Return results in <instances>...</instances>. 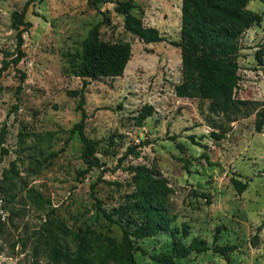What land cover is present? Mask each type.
Returning a JSON list of instances; mask_svg holds the SVG:
<instances>
[{
    "label": "rangeland",
    "instance_id": "1",
    "mask_svg": "<svg viewBox=\"0 0 264 264\" xmlns=\"http://www.w3.org/2000/svg\"><path fill=\"white\" fill-rule=\"evenodd\" d=\"M28 0H0V68L4 53L13 55L16 32L11 15ZM130 1L144 26L156 28L160 43L144 44L129 34L117 2ZM247 9L262 16L260 25L242 34L238 54L239 85L235 97L264 104V0ZM181 0H32L25 14L31 28L23 34L24 58L0 73V264H48L40 233L57 219L78 232L87 227L120 240V228L106 212L125 201L133 189L129 166L144 167L167 181V205L175 225L188 224V240L236 246L230 263L213 251L192 254L177 264H264V127L255 131V114L224 127V138L212 133L222 121L208 111L209 102L179 98ZM100 24L105 42H128L132 56L116 78L86 79L74 75L88 32ZM261 52V62L256 53ZM10 60V57L7 61ZM84 88V134L97 142L101 167L86 169L82 144L71 130L81 119ZM145 106L151 116L138 124ZM194 137L193 143L190 137ZM198 144V145H197ZM136 148L139 157L129 154ZM208 156V160L202 157ZM232 178L248 183L237 194ZM50 204L39 206L29 194ZM96 198V199H95ZM256 236V239L254 237ZM145 251L137 264L171 248L168 234L138 242Z\"/></svg>",
    "mask_w": 264,
    "mask_h": 264
},
{
    "label": "trees",
    "instance_id": "2",
    "mask_svg": "<svg viewBox=\"0 0 264 264\" xmlns=\"http://www.w3.org/2000/svg\"><path fill=\"white\" fill-rule=\"evenodd\" d=\"M95 4L96 0H89ZM254 0H181V19L179 41L172 45L180 50L181 83L175 86V94L179 98L201 99L209 102L208 111L219 118L222 123L215 125L219 134L212 135L220 140L224 138V127L239 119L255 114L254 128L260 133L264 127V104L259 108L255 102L235 97L239 85L238 54L239 40L244 32L253 26L260 25L262 16L247 9L249 2ZM32 0H28L21 11L11 15L12 29L16 32V46L13 55L4 53L0 73L10 66H17L24 58L23 34L31 28L25 20V14ZM134 5L130 1H119L116 13L123 16L124 29L148 45L164 41V37L156 28L146 27L142 19L133 14ZM132 56L128 42H105L100 38V24L95 25L81 44V53L73 58L74 75L83 79L116 78L123 75ZM262 53H256L261 62ZM10 57V60L7 59ZM84 88L69 92L71 96L80 97V121L74 125L71 133H77L82 144L81 159L86 169L79 173H87L94 167H101L96 160L97 142L84 134L86 114L84 104ZM152 107L145 106L139 117L138 124L152 114ZM190 140L194 142V137ZM198 145V144H197ZM6 151L1 150V157ZM139 157L135 147L125 153ZM208 160L206 154L202 155ZM133 189L126 194L123 204L106 212L96 199V207L110 223L117 225L122 233L121 239L96 232L91 228L80 229L78 232L67 229L57 219L50 220L51 228L43 230V239L48 264H137L134 254L146 251L138 245L139 241L153 238L160 234H168L171 248L152 256L157 264H177L192 254L213 251L223 256L230 263L228 255L235 251L236 246H220L218 232L214 235L213 245L206 240L193 237L188 240L190 228L183 223L175 225L176 216L171 214L167 205L172 193L167 181L155 176L144 167L129 166ZM232 185L241 195L248 187L238 179L232 178ZM39 206L50 204L40 194H29ZM264 227V221L258 228ZM256 239V236L254 237Z\"/></svg>",
    "mask_w": 264,
    "mask_h": 264
}]
</instances>
